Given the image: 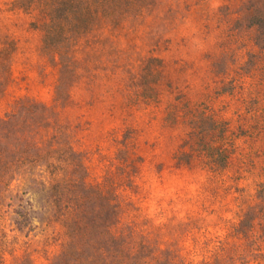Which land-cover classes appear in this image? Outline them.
Masks as SVG:
<instances>
[{
    "label": "rangeland",
    "instance_id": "rangeland-1",
    "mask_svg": "<svg viewBox=\"0 0 264 264\" xmlns=\"http://www.w3.org/2000/svg\"><path fill=\"white\" fill-rule=\"evenodd\" d=\"M0 264H264V0H0Z\"/></svg>",
    "mask_w": 264,
    "mask_h": 264
},
{
    "label": "trees",
    "instance_id": "trees-1",
    "mask_svg": "<svg viewBox=\"0 0 264 264\" xmlns=\"http://www.w3.org/2000/svg\"><path fill=\"white\" fill-rule=\"evenodd\" d=\"M26 220H29V219L26 218Z\"/></svg>",
    "mask_w": 264,
    "mask_h": 264
}]
</instances>
